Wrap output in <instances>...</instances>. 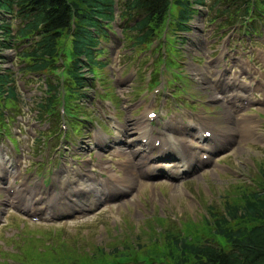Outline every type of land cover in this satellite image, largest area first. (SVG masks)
Listing matches in <instances>:
<instances>
[{
  "label": "rangeland",
  "instance_id": "374dc122",
  "mask_svg": "<svg viewBox=\"0 0 264 264\" xmlns=\"http://www.w3.org/2000/svg\"><path fill=\"white\" fill-rule=\"evenodd\" d=\"M196 6L199 11L188 31L168 37L162 35L146 50L131 44L133 31H128L131 35H125L127 18H121V9L117 6L112 37L105 45L104 62L107 64L97 71L94 86L88 84L85 87V97H69L74 106L72 111L80 110L78 114L82 117L71 119L64 127L37 116V105L47 91L44 82L47 77L42 75L32 79L18 74L15 49H5V59L0 67L16 71L20 99L18 114L14 115L12 109L4 116V119H8L9 114L14 116L9 132L0 134V264H125L126 260L146 264L153 255L157 259L155 264H161L160 259L164 257L160 253L169 255V248H175L176 238L196 241L202 232L199 230L203 228L206 232L210 225L213 227L209 209L221 208L227 199L241 204L245 191L251 194L259 188L258 178L264 168V17L255 16L247 21L242 17L243 20L237 18L236 22L230 23L236 14L233 9L227 15L222 12L224 0H206L205 4ZM132 23L128 21L129 25ZM233 51L238 52L237 56ZM218 63L223 66L219 72L216 69ZM211 69L217 71L214 78ZM87 77L92 78V74ZM154 77L159 79V84L148 87ZM218 77L226 79L222 84L227 85L232 94L221 93ZM172 79L183 87L179 89L176 83L170 82ZM238 94L250 96L252 100L245 104V97ZM236 96L242 100L240 103L233 101ZM150 111L159 116L153 124L150 123ZM249 118L254 128L253 136L245 131V121ZM138 121L143 122L142 129L154 130V138L160 131L161 144L165 145V138H172L180 141L176 148H182V144L191 145L196 162L201 159L198 152L205 144L174 135L168 124L174 128L182 126L179 132L189 137L191 132L199 138L203 129L211 130L214 138L209 139V143H218L223 137L225 146L215 149L213 158L196 171L191 169L170 180L161 171L156 175H138L137 172L143 169L142 160L134 158L136 153L129 152L132 149L125 151L121 147L120 151L129 155L122 159L123 163L137 171L132 174L126 172L127 169L133 171L131 168L119 164L120 154L116 156L115 152L101 149L97 152V142L102 144L107 138H114L117 133L114 125L119 123L124 126L114 141L126 139L129 134L128 140H131L136 136L134 129ZM131 122L135 123L134 129H131ZM201 124L203 126L199 128ZM91 131L99 141L91 139ZM142 132L146 133L145 130ZM149 144L151 149L161 148L152 140ZM167 144L171 145V142ZM215 146L218 145L212 148ZM137 147L138 144L134 149ZM141 148L142 144L140 151L150 156ZM103 154L111 167L106 164L101 171L97 163ZM154 154L156 158L159 151ZM52 163L55 165L50 177L52 172L48 168ZM88 165L95 170L93 178V169L85 174ZM5 166L12 175H8ZM66 167L72 169L70 176ZM176 167L171 168L169 174L175 175ZM118 171H121L118 176L123 177L120 181L126 185L135 174L139 181L133 186L122 184L124 191L131 189L90 210L53 217L83 210L91 200L80 207L66 198L55 208L60 203L52 197L55 185H59L60 192L67 189L68 195V191L79 187L75 177L84 172L82 175L91 177L83 180L89 184V191L104 175ZM148 171L151 174L149 167L145 172ZM48 174L50 185L49 177L46 178ZM24 207H31V211L44 208V212L40 210L37 218H33ZM49 212L51 216L46 219ZM206 220L209 221L207 225ZM171 235L176 236L170 240ZM128 245L133 248L131 252ZM167 261L172 264L170 255Z\"/></svg>",
  "mask_w": 264,
  "mask_h": 264
},
{
  "label": "trees",
  "instance_id": "16d2710c",
  "mask_svg": "<svg viewBox=\"0 0 264 264\" xmlns=\"http://www.w3.org/2000/svg\"><path fill=\"white\" fill-rule=\"evenodd\" d=\"M224 1L222 12L227 15L233 9V20L236 16L264 17V0ZM205 3L206 0H0V62L5 59V49L15 48L21 72L47 77L44 79L53 94L38 104V113L44 118L42 114L50 111L52 119L63 88L68 91V102L69 97H85V87L93 85L87 74L105 67L100 58L106 50L101 45L110 37L117 6L121 18H127L126 30L134 32L130 36L133 44L146 50L167 26L175 35L188 31L199 11L196 5ZM61 66L66 72L62 80L56 73ZM19 96L14 71L0 67V124H4L3 113L14 108ZM260 172L259 188L251 194L245 191L241 204L227 199L221 208L209 209L214 225L206 232L199 230L202 232L198 240L175 239V248L168 252L172 264H264V168ZM127 249L131 252L133 248L128 245ZM160 255L164 257L161 264L171 263L167 261L169 255ZM152 259L146 264H155V255ZM125 264L145 263L126 260Z\"/></svg>",
  "mask_w": 264,
  "mask_h": 264
},
{
  "label": "bare ground",
  "instance_id": "6f19581e",
  "mask_svg": "<svg viewBox=\"0 0 264 264\" xmlns=\"http://www.w3.org/2000/svg\"><path fill=\"white\" fill-rule=\"evenodd\" d=\"M221 98V97H220ZM240 106V105H239ZM234 112V111H233ZM245 123L247 124V128L245 129V131H246V133L248 134V135H250V136H253V134H254V128H253V126H251V124H250V118L249 119H247V121H245ZM206 130V129H205ZM204 130V131H205ZM199 138H200V136H199ZM135 141H133L132 143H134ZM164 143H165V140H164ZM190 144H192V142L190 143ZM197 144V143H196ZM195 143L193 144L194 146H198V144L196 145ZM149 145V146H148ZM148 145H147V148H151L150 146H151V144H149L148 143ZM166 145V144H165ZM164 144H161V150L163 151V152H166L167 150H169V149H171V148H168V147H164L165 146ZM189 147L191 148V149H193L192 147H191V145H189ZM200 148H202L203 150H209V146H207V145H205V146H201ZM119 150H122V148H120ZM136 151V150H135ZM141 153H142V151H141ZM178 153V152H177ZM135 156L137 157V159H140V161L141 160H143V159H145L144 161H149V157L150 156H148V155H145V154H143L142 153V155H140L139 154V152H137L136 154H135ZM163 156V155H162ZM178 158H179V160H177V161H175V162H167V163H165L163 166H164V168L165 169H167L168 171H171L170 169L171 168H173V167H175V166H177L176 168H177V173L175 174V175H177L178 173H180V171H182V170H184V169H189V168H191V167H193V166H197L199 163H204V162H206V161H208V159H204V158H202L201 157V159H198V162H196V161H194L193 159H190V161L189 160H187L188 158H186L183 154L182 155H179L178 154ZM127 160H130V159H127ZM130 161H133V159L132 160H130ZM181 161H184L183 162V164H181L182 165V167H181V165H179V162H181ZM136 165L138 166V164H137V162H136ZM135 168V167H134ZM155 169H157V167H149V170H151V174L154 172V170ZM134 172V171H133ZM133 172H132V174H133ZM135 172H137V171H135ZM150 171H148L147 173H149ZM173 174V173H172ZM109 178H111V177H108V178H106V179H109ZM105 179V180H106ZM133 179V180H132ZM129 180V184H124V186L125 187H127V186H130V185H134V183H136V182H138L139 181V179H138V177H137V175L135 174V177H133V178H131V179H128ZM81 188V190H84V191H87V186H85V185H82V187H80ZM122 189H124V188H122ZM74 190H76V189H74ZM72 194H73V192H72ZM101 198H102V196H101ZM71 201H73L74 202V205L75 206H82L85 202H82L81 200H80V202L78 203V201H77V199H73V198H71L70 199ZM98 201H100V197L98 198V197H96V198H93V199H91L90 200V204H89V206L88 207H91L92 205H94L96 202H98ZM87 204V203H86ZM85 204V205H86ZM28 211H30L31 213H37V211H35V210H32L31 211V207L30 208H27V207H25ZM40 210H42V209H40Z\"/></svg>",
  "mask_w": 264,
  "mask_h": 264
}]
</instances>
